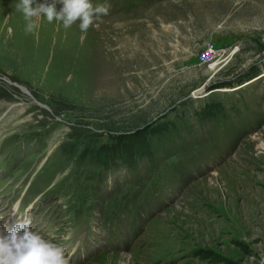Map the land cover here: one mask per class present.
<instances>
[{
    "label": "rangeland",
    "instance_id": "obj_1",
    "mask_svg": "<svg viewBox=\"0 0 264 264\" xmlns=\"http://www.w3.org/2000/svg\"><path fill=\"white\" fill-rule=\"evenodd\" d=\"M18 2L0 0V194L32 177L73 264H264V0H91L110 7L87 33H27Z\"/></svg>",
    "mask_w": 264,
    "mask_h": 264
},
{
    "label": "clouds",
    "instance_id": "obj_2",
    "mask_svg": "<svg viewBox=\"0 0 264 264\" xmlns=\"http://www.w3.org/2000/svg\"><path fill=\"white\" fill-rule=\"evenodd\" d=\"M63 7L57 11L56 4ZM109 5L95 7L91 0H52L38 3L37 0H19L16 10L23 14L25 31L33 33L38 21L45 17L48 23L62 22L65 29L79 21V29L87 33L90 26L109 12ZM84 37H81L83 40ZM0 264H68L65 249L33 231L30 219H21L10 230L0 226Z\"/></svg>",
    "mask_w": 264,
    "mask_h": 264
},
{
    "label": "built area",
    "instance_id": "obj_3",
    "mask_svg": "<svg viewBox=\"0 0 264 264\" xmlns=\"http://www.w3.org/2000/svg\"><path fill=\"white\" fill-rule=\"evenodd\" d=\"M209 54L210 53H209V50L208 49H207V51H201V55H205V57L208 56Z\"/></svg>",
    "mask_w": 264,
    "mask_h": 264
},
{
    "label": "water",
    "instance_id": "obj_4",
    "mask_svg": "<svg viewBox=\"0 0 264 264\" xmlns=\"http://www.w3.org/2000/svg\"><path fill=\"white\" fill-rule=\"evenodd\" d=\"M208 92H209V90H207V91L205 92V89L203 88L202 95H205V94H207ZM263 260H264V257H263Z\"/></svg>",
    "mask_w": 264,
    "mask_h": 264
}]
</instances>
